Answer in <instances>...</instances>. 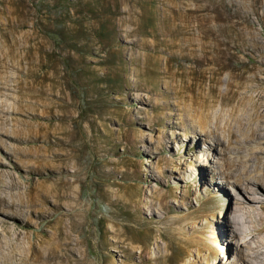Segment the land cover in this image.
Instances as JSON below:
<instances>
[{
	"label": "rangeland",
	"instance_id": "obj_1",
	"mask_svg": "<svg viewBox=\"0 0 264 264\" xmlns=\"http://www.w3.org/2000/svg\"><path fill=\"white\" fill-rule=\"evenodd\" d=\"M177 8L205 21L203 54L182 50ZM237 8L232 0H0V109L21 130L19 143L0 134V172L54 189L47 207L57 210L31 217L22 232L48 231L56 263L240 264L264 196L245 235L217 236L249 218L234 215L242 197L225 185L223 147L185 96L247 82L258 62L229 21ZM28 164L43 170L14 168ZM208 185L225 187L222 199Z\"/></svg>",
	"mask_w": 264,
	"mask_h": 264
},
{
	"label": "bare ground",
	"instance_id": "obj_2",
	"mask_svg": "<svg viewBox=\"0 0 264 264\" xmlns=\"http://www.w3.org/2000/svg\"><path fill=\"white\" fill-rule=\"evenodd\" d=\"M232 2L237 3L238 8L233 14L231 13L229 21L232 22L237 38L244 40L246 46L251 49L252 58L257 60V65H253V71L247 76L246 83H240L238 86L227 83L223 89L218 86L207 88L206 92L198 89L185 94L188 105L200 118L202 130L205 126H210V130L203 133L211 143H219L223 147L228 168L223 176L225 185L231 186L242 197L236 201L234 215L242 213L249 218V221L245 219L240 222L232 219L226 222L231 232L219 231L217 236H221L222 240L237 239L244 234V227L253 224L249 216L254 213L252 205L260 202L258 196H264V79L260 77L264 75V38L262 37L264 0H232ZM172 21L176 24V29L182 28L181 34L184 38L182 50L198 51L203 54L208 45L204 39L205 21L204 19V23L200 21L197 10L173 9ZM256 25L261 27L259 32L254 30ZM192 27H194L193 32L189 29ZM17 105L16 110H24L23 105ZM8 112L3 108L0 109V134L19 143L21 130L16 129L19 127L18 120H10L7 117ZM8 125L10 130L7 129ZM35 157L34 161L38 156ZM14 168L18 172L23 169L27 173H40L43 170V167L31 164ZM2 177L3 173L0 172V264H58L57 252L51 245L48 231L38 238L37 233L32 232L31 235V231L22 232L23 228L31 227V217L36 220L46 219L50 213L57 210L56 203L47 207L49 198L57 200L53 194L54 189H41L38 186L22 187L12 176L8 177V181ZM208 186L212 196L222 199L221 196L224 194L222 189L225 187ZM255 216L259 217L256 224L248 228V237L246 236L248 241H245L244 251L240 253V264H264V216ZM252 252L255 253L254 257L251 256Z\"/></svg>",
	"mask_w": 264,
	"mask_h": 264
}]
</instances>
